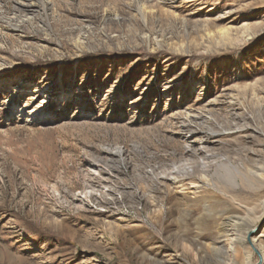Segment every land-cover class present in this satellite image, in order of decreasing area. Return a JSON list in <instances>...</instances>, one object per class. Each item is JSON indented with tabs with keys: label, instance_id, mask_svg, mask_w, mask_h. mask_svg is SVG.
<instances>
[{
	"label": "rangeland",
	"instance_id": "obj_1",
	"mask_svg": "<svg viewBox=\"0 0 264 264\" xmlns=\"http://www.w3.org/2000/svg\"><path fill=\"white\" fill-rule=\"evenodd\" d=\"M263 168L264 0H0V264H228Z\"/></svg>",
	"mask_w": 264,
	"mask_h": 264
},
{
	"label": "bare ground",
	"instance_id": "obj_2",
	"mask_svg": "<svg viewBox=\"0 0 264 264\" xmlns=\"http://www.w3.org/2000/svg\"><path fill=\"white\" fill-rule=\"evenodd\" d=\"M199 115V114H198ZM201 116V115H200ZM205 122V121H204ZM199 123V122H198ZM202 124V123H201ZM246 128V127H245ZM242 129V128H241ZM239 130V129H238ZM197 133V132H196ZM223 133V132H222ZM189 134H190V132H189ZM221 133H219V132H213V135L216 137V135H220ZM192 136H195L194 135V132H192L191 133V137L190 138H192ZM240 136V135H239ZM249 136V135H248ZM193 139V138H192ZM207 143V142H206ZM198 154V153H197ZM224 162H223V160L221 159H216V157L215 156H212V155H203V157L200 159V162H199V165H198V168H200L199 170H200V175L199 176H201V179H206L207 180V178H209L210 176H212V175H210V172L213 170V171H216V173L215 174H217L218 173V171L223 167V165H225V164H223ZM227 167H229V169H235V172L237 171L238 173L240 172L239 171V169L237 168V167H235V166H233V165H231L228 161H227ZM196 167V166H195ZM197 168V169H198ZM258 168V167H257ZM264 169V168H263ZM228 170V169H227ZM196 172V169H195V171L193 170V169H188V170H185L183 173H180V175H178L179 173L177 172V175H175L174 177H173V181H180L181 180V182H184V181H188V180H192V178H194V173ZM233 172V171H232ZM234 172V173H235ZM236 172V173H237ZM197 173H199V171L197 172ZM181 174H183V175H181ZM194 174V175H193ZM214 174V175H215ZM256 174V173H255ZM198 175V174H197ZM210 175V176H209ZM214 175H213V177H214ZM238 175V174H237ZM240 177V176H239ZM215 178V177H214ZM233 179H232V181H233V183L235 184V187L233 188V190L234 189H237V184L236 183H238L237 182V180H238V178H237V176L236 177H232ZM209 179H211V178H209ZM217 179V178H216ZM199 180H200V178H199ZM205 180V181H206ZM212 180V179H211ZM259 180H261V179H259ZM195 181H196V179H195ZM190 182V181H189ZM252 182V181H251ZM264 182V181H263ZM199 182H195V183H192V184H194V185H197ZM211 184V183H210ZM185 185V184H184ZM258 185V184H257ZM260 185V184H259ZM228 186H229V184H228ZM227 186V187H228ZM256 186V185H255ZM253 188V187H252ZM251 188V189H252ZM264 188V187H263ZM258 189V188H257ZM247 192V191H246ZM231 200V199H230ZM263 200V199H262ZM211 207V206H210ZM208 208H209V206H208ZM247 208V207H246ZM255 208V207H254ZM250 209V208H249ZM250 214V213H249ZM254 221V220H253ZM256 227H254V229H255ZM254 229H253V232H252V230L250 231H247V233H244V234H242V233H240L239 231H236V230H234L233 229V231H235L234 233V238L233 239H231V241L229 242V240L230 239H228V240H219L218 239V242H219V244H218V242H215L214 243V250L217 248V246H225L226 245V243H227V246H228V249H227V253L225 254V256L227 257V259L229 258V262H228V264H236L237 263V260H238V258H239V255L241 254V249H246L247 250V248H248V244H249V246H251V248L252 249H254L255 250V252L257 253V255H258V258H259V264H264V246H257V243L259 242V238H260V235L259 236H255V234H253V235H251V233H254ZM238 230V229H237ZM221 233V232H220ZM225 233H226V231H225ZM222 234V233H221ZM220 234V235H221ZM228 234V233H227ZM232 234V233H231ZM218 235V234H217ZM228 236V235H227ZM229 237V236H228ZM178 241V240H177ZM187 245V244H186ZM185 248V247H184ZM245 250V251H246ZM244 251V252H245ZM246 253H247V251H246ZM250 254V253H249ZM251 255V254H250ZM224 256V257H225ZM220 257V256H219ZM251 257V256H250ZM250 257H249V260H250ZM246 258V257H245ZM248 258V257H247ZM223 262V261H222ZM221 262V263H222ZM250 262V261H249ZM223 264V263H222ZM225 264V263H224ZM248 264V263H247Z\"/></svg>",
	"mask_w": 264,
	"mask_h": 264
}]
</instances>
